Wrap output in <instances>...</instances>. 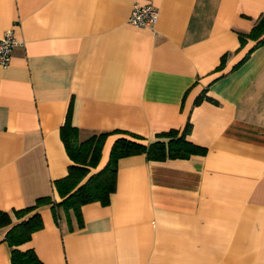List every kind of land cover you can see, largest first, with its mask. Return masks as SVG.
Returning <instances> with one entry per match:
<instances>
[{
  "label": "crops",
  "instance_id": "1",
  "mask_svg": "<svg viewBox=\"0 0 264 264\" xmlns=\"http://www.w3.org/2000/svg\"><path fill=\"white\" fill-rule=\"evenodd\" d=\"M147 3L154 27L130 24ZM262 13L264 0H0V37L23 41L0 64V264L7 230L35 212L43 226L19 248L43 264H264V43L240 45ZM68 109L80 140L109 132L91 172L118 137L187 121L206 152L120 157L109 203L83 204L81 223L52 203L17 218L61 200Z\"/></svg>",
  "mask_w": 264,
  "mask_h": 264
},
{
  "label": "trees",
  "instance_id": "2",
  "mask_svg": "<svg viewBox=\"0 0 264 264\" xmlns=\"http://www.w3.org/2000/svg\"><path fill=\"white\" fill-rule=\"evenodd\" d=\"M247 39L255 42L252 48L264 43V13L257 18L249 32L240 36V45L243 46ZM243 59L235 65L240 64ZM225 60L226 55H223L218 68L223 67ZM200 99L201 97H198L196 102ZM189 130L190 122L187 121L182 130L171 128L159 132L154 140L147 143L141 142L142 137L135 133H129L130 138L118 137L109 149L106 163L97 171L91 172L100 160L104 141L109 132L92 134L80 140L78 128L70 122L68 109L60 127V137L71 163L67 174L54 181V187L61 200L56 202L50 196H42L37 198L33 205L15 210L14 214L17 218H21L39 205L52 203L56 216L58 209L62 207L66 213L72 212L81 223L80 208L83 204L92 201L109 203L110 195L116 187L117 161L120 157L144 153L148 160L163 161L169 158H188L191 155L204 154L205 147L186 138ZM10 223L9 213L0 210V227ZM42 226V218L35 212L7 230L4 240L10 247V264H43L32 249L19 248V245L28 241L32 233Z\"/></svg>",
  "mask_w": 264,
  "mask_h": 264
},
{
  "label": "built area",
  "instance_id": "3",
  "mask_svg": "<svg viewBox=\"0 0 264 264\" xmlns=\"http://www.w3.org/2000/svg\"><path fill=\"white\" fill-rule=\"evenodd\" d=\"M158 18L157 9L150 3L134 4L128 22L135 27L153 28ZM23 44L12 29H7L0 37V64L6 66L10 61L14 46Z\"/></svg>",
  "mask_w": 264,
  "mask_h": 264
}]
</instances>
